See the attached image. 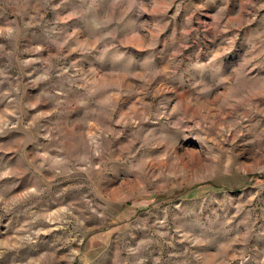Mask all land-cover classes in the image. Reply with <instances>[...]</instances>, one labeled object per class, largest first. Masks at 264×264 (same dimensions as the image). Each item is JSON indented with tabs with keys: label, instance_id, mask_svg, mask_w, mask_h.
<instances>
[{
	"label": "rangeland",
	"instance_id": "374dc122",
	"mask_svg": "<svg viewBox=\"0 0 264 264\" xmlns=\"http://www.w3.org/2000/svg\"><path fill=\"white\" fill-rule=\"evenodd\" d=\"M0 264H264V0H0Z\"/></svg>",
	"mask_w": 264,
	"mask_h": 264
}]
</instances>
